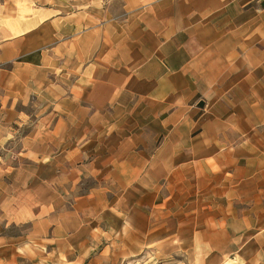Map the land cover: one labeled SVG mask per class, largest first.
<instances>
[{"label":"crops","instance_id":"1","mask_svg":"<svg viewBox=\"0 0 264 264\" xmlns=\"http://www.w3.org/2000/svg\"><path fill=\"white\" fill-rule=\"evenodd\" d=\"M195 240L264 264V0H0V264Z\"/></svg>","mask_w":264,"mask_h":264},{"label":"rangeland","instance_id":"2","mask_svg":"<svg viewBox=\"0 0 264 264\" xmlns=\"http://www.w3.org/2000/svg\"><path fill=\"white\" fill-rule=\"evenodd\" d=\"M27 129V128H26ZM29 128L27 129V131ZM190 246V247H189ZM182 251L178 247L173 248V252L170 255L163 256L160 254H155V255H144L142 258H139L140 264H203L204 261V256H198L196 253L197 251V243L196 240L195 242H190V245ZM236 257L235 255H225L223 264H232L231 259H234ZM257 256V259H260ZM206 263L205 264H210L209 262V257L206 256ZM133 264V263H132ZM137 264V263H135Z\"/></svg>","mask_w":264,"mask_h":264}]
</instances>
